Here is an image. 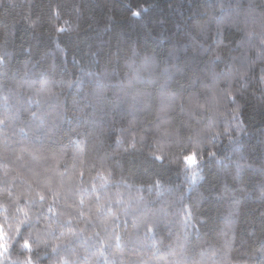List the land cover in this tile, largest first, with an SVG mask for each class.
I'll list each match as a JSON object with an SVG mask.
<instances>
[{
    "label": "trees",
    "instance_id": "1",
    "mask_svg": "<svg viewBox=\"0 0 264 264\" xmlns=\"http://www.w3.org/2000/svg\"><path fill=\"white\" fill-rule=\"evenodd\" d=\"M262 40L264 0H0V261L264 264Z\"/></svg>",
    "mask_w": 264,
    "mask_h": 264
},
{
    "label": "snow or ice",
    "instance_id": "2",
    "mask_svg": "<svg viewBox=\"0 0 264 264\" xmlns=\"http://www.w3.org/2000/svg\"><path fill=\"white\" fill-rule=\"evenodd\" d=\"M139 14L140 13L137 12V11H133L132 12V15L133 16H138ZM61 31H63V29H61ZM247 35H248L249 38H251L252 36L255 35V33L252 32V31H249L247 33ZM261 43H262V45H264V40H262ZM219 59H220L219 56H217L215 58V60H219ZM144 67H145V69H147V67H148L147 60L144 62ZM137 78H139V76H137ZM260 80H261L262 83H264V69H261ZM130 83H131V81H130ZM69 86H71V83L69 84ZM34 95H35V99L33 97H31V96L28 97V100H27L28 103H41L42 101H44L46 99H50V98L54 97L55 93H53L51 91V89L48 87L47 82L45 81V82H43L41 84L40 88L35 92ZM228 95H229V97H231V93H229ZM232 102L234 103L235 101L232 100ZM162 111H163V109H162ZM33 115H35V114H33ZM3 123H4V121L3 120H0V124H3ZM225 132H227V129H225ZM117 143H120V141L118 140ZM210 155H213V154L210 153ZM154 159L156 161H160L162 163L164 158H163L162 155H154ZM184 160H185V162L187 164L194 165L196 163L195 153H190L189 155L185 156L184 157ZM98 175L101 177L102 180H105V182H106V178L103 177V174L102 173H98ZM195 175H196L195 172H193L192 173V177L195 178ZM82 176H83V172H81V177ZM153 187H155V188H157L159 190L161 188V185H160L159 181H157L155 185H149V190H151ZM91 190L92 191H95L96 190V185L95 184H93ZM84 191H87V189H84ZM38 196H39V200L41 202H43L46 199V196L43 193H38ZM97 198L99 199V197H97ZM81 203H83V200H81ZM122 210H126V209H122ZM17 211L20 212V213H23V217H24V219L20 220L16 224V233L19 234L21 232V227L23 225H26L27 221L29 220V214H28L27 211H25L24 208H21V207H18L17 208ZM53 211H54V209L50 205L48 207V212H53ZM109 212H111V208H109ZM81 215H83V214L81 213ZM115 215L116 214L113 212L112 213V216L115 217ZM189 215H190V213H189ZM145 223H146V221H145ZM158 223H159L158 220H153L152 223H151V225L146 227V233H152V232H154V229H155V227L157 226ZM0 234H2V235H6L7 234V233L4 232L3 225H0ZM29 235H31V233ZM116 238H117V240H119L120 239L119 235H117ZM38 242L44 243V241H42V240L41 241H38ZM22 247L29 249V251L31 250V244L29 243V239H27V238L24 239V242H23ZM0 249H3L5 252L8 251V248H7L6 244H0ZM53 251H55V248L53 249ZM0 255H2V253H0ZM0 264H3V262L0 261ZM26 264H32L31 258H29L26 261Z\"/></svg>",
    "mask_w": 264,
    "mask_h": 264
}]
</instances>
